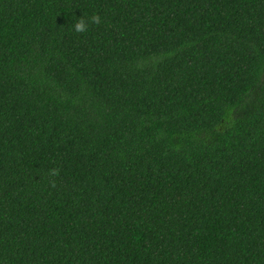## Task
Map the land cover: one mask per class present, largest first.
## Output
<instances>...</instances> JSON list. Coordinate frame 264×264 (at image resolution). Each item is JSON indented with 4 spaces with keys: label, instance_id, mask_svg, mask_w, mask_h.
<instances>
[{
    "label": "trees",
    "instance_id": "obj_1",
    "mask_svg": "<svg viewBox=\"0 0 264 264\" xmlns=\"http://www.w3.org/2000/svg\"><path fill=\"white\" fill-rule=\"evenodd\" d=\"M0 264H264V0H0Z\"/></svg>",
    "mask_w": 264,
    "mask_h": 264
},
{
    "label": "clouds",
    "instance_id": "obj_2",
    "mask_svg": "<svg viewBox=\"0 0 264 264\" xmlns=\"http://www.w3.org/2000/svg\"><path fill=\"white\" fill-rule=\"evenodd\" d=\"M100 22V17L95 14L91 16L89 21H86L85 19L79 17L75 20L74 24L72 25V30L76 33H85L88 30L89 23L99 24ZM53 174H55L54 170Z\"/></svg>",
    "mask_w": 264,
    "mask_h": 264
}]
</instances>
